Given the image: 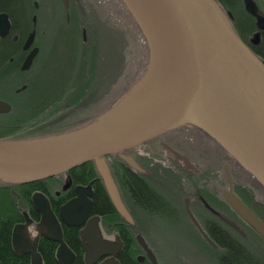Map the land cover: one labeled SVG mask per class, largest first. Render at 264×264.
<instances>
[{
    "label": "flooded vegetation",
    "instance_id": "1",
    "mask_svg": "<svg viewBox=\"0 0 264 264\" xmlns=\"http://www.w3.org/2000/svg\"><path fill=\"white\" fill-rule=\"evenodd\" d=\"M223 1L225 7H222L226 12L231 13V23L237 33L264 60V2L262 0ZM58 3L65 11L60 18L63 24L62 29H68L70 0L67 7L64 0H58ZM81 6V1L75 0V9ZM51 7H53L51 0H0V103L2 104L0 105V135H6V139L30 137L29 135L11 137L20 136L22 132L30 134L45 132L40 129L41 126L66 121L73 117L80 107L75 105L69 107L68 101H54L49 96L51 92L49 79L52 71L49 63L51 54L47 49L50 46V35L46 21L51 20L50 12H47V9ZM47 22L50 24V21ZM42 23H46L43 33L39 32ZM83 30L84 28L81 32L82 41H86ZM207 132L206 128L200 124L185 122L126 150L124 153L131 157L133 164L122 159L119 153H114L99 160L98 165L103 171H99L97 164L93 162L96 169L93 177H88L80 169L77 172L80 182L76 184L72 181L76 171L72 169L51 177L45 184L46 193L44 194L60 223L63 240L65 228L76 230L78 235L76 241L82 248L83 260L84 242L79 235V230L86 225L90 217L97 215L102 238L113 241L119 237L121 241L120 250L116 255L119 264H153L146 249L137 240V234L142 236L145 245L153 252L159 264H163L160 247H165L164 240L170 239L174 246V264H196L197 261L203 260L205 264H264V238L232 209L223 196V190L229 187L224 165H228L231 173L232 192L263 222L264 188L244 170L237 160H234L227 150L222 146L219 148L213 142L214 138ZM189 138L200 139L206 146L216 147V157L222 162L219 165L223 170L226 185L219 188L215 194L209 186L207 189L202 184L198 185V180H203L198 163L178 147L179 142ZM176 153L180 154L186 162L177 157ZM103 174L111 179L130 219H125L117 211L107 191ZM242 180L247 183H242ZM136 184L152 196L153 202L144 201L137 196L133 187ZM78 185L91 189L92 194L88 196L91 199V210L80 226H68L61 219L59 209L76 196L75 187ZM186 206L189 207L211 242L206 240L192 223ZM106 211L112 213L113 220L103 223ZM179 214L185 216L191 231L198 235L207 250L215 253V260L211 253L209 257H198L192 252V257L188 259L182 255L176 258L180 255L179 253L176 255V236L179 234L176 228H180ZM22 216L21 221L16 223H23L28 218L31 220L28 228L33 236L36 235L35 228L40 219L39 213L33 207L28 213L23 212ZM200 216L204 219L201 220ZM145 220L149 222L152 220L158 228L162 229L159 230L154 225L148 226ZM213 221L219 226L213 225ZM153 228L156 229L153 230ZM170 228L173 235L166 232ZM41 238L56 244L54 258L51 261L54 264H60L56 258L58 243L42 236L39 237L38 242ZM156 240L159 248L152 244V241ZM64 242L66 243L65 240ZM231 243L239 247L242 243H249L259 256L248 259L243 256V253L239 256L230 255L228 247ZM37 249L39 251L38 243ZM70 250L73 252L71 248ZM73 253L74 259L70 264L76 259V254ZM40 254L44 264L43 255L41 252Z\"/></svg>",
    "mask_w": 264,
    "mask_h": 264
},
{
    "label": "water",
    "instance_id": "2",
    "mask_svg": "<svg viewBox=\"0 0 264 264\" xmlns=\"http://www.w3.org/2000/svg\"><path fill=\"white\" fill-rule=\"evenodd\" d=\"M124 1L134 13L131 0ZM156 1L165 18L156 5L150 3V7L176 58L174 72L165 86L133 110L109 115L103 112L62 133L0 139L1 181L42 180L91 161L103 171L99 160L114 153L133 164L131 157L124 153L126 150L185 122L205 126L203 117L209 116L244 143L246 148H243L251 157L260 176L259 184L264 188V60L242 40L231 23V13L218 0ZM64 4L67 7L68 0ZM176 156L185 160L178 153ZM224 171L229 186L222 192L225 200L264 238V222L232 192L227 164ZM103 177L117 211L130 219L111 179L105 174ZM75 192L76 196L59 209L61 219L68 226H80L91 210L88 197L91 189L78 185ZM31 203L40 215L36 235L30 232L31 220L27 217L25 222L16 223L11 237L13 250L29 254L31 264H43L37 249L42 236L58 243L56 258L60 264H70L74 253L62 238L60 223L46 195L33 192ZM186 210L192 223L211 242L188 206ZM79 235L84 242L85 264H119L116 255L121 241L119 237L113 241L102 238L97 215L87 220ZM136 237L152 263L159 264L142 236Z\"/></svg>",
    "mask_w": 264,
    "mask_h": 264
},
{
    "label": "rangeland",
    "instance_id": "3",
    "mask_svg": "<svg viewBox=\"0 0 264 264\" xmlns=\"http://www.w3.org/2000/svg\"><path fill=\"white\" fill-rule=\"evenodd\" d=\"M51 1L53 7L47 9L51 15V20H47L50 24L46 21L50 35V46L47 49L51 54L49 63L52 71L49 96L54 101H68L69 107L71 103L80 107L73 117L50 126H41V130L52 132L59 130L58 127L81 125L104 111V114L109 115L133 110L160 91L171 78L176 63L175 53L173 54L171 43H167V37L157 23L150 0H131L135 8V19L127 14L126 9L129 8L123 5V0H80L82 6L77 10L75 0H70L68 29H62L60 21L61 14L65 13L63 6L59 5L58 0ZM90 21L86 27V23ZM44 24L39 28L41 33L45 30ZM85 27L86 31H83L86 41H82L81 32ZM72 86L77 89L69 95L67 92ZM203 118L205 126L200 125L214 138L213 142L219 148L222 146L227 150L247 173L260 182L251 157L236 142L232 133L218 120L209 116ZM27 135L29 133L22 132L20 136L11 137ZM190 138L179 142L178 147L198 163L201 178L203 177V180H198V184L207 189L209 186L215 194L226 185L223 170L219 166L220 158L216 157V147H208L200 139ZM0 139H6V135H0ZM158 195L164 198L161 194ZM199 218L204 219L202 216ZM152 220H145V223L162 229ZM178 225L180 228H176L179 233L176 236V255H180L176 258L182 255L188 259L192 257V253L198 257H209L211 252L198 235L191 231L189 222L182 214H179ZM166 232L173 235L171 228ZM171 240H164L165 247H160L157 240L152 241L154 247H160L163 264H174V246ZM241 247L251 258L259 256L249 243H242ZM213 255L215 260V253ZM196 264L205 263L203 260Z\"/></svg>",
    "mask_w": 264,
    "mask_h": 264
},
{
    "label": "trees",
    "instance_id": "4",
    "mask_svg": "<svg viewBox=\"0 0 264 264\" xmlns=\"http://www.w3.org/2000/svg\"><path fill=\"white\" fill-rule=\"evenodd\" d=\"M218 2L225 7V3L223 0H218ZM123 5L127 7V4L123 0ZM128 8V7H127ZM127 14L130 15L133 19H135L134 14L129 10H127ZM82 23V21H81ZM256 53V52H255ZM70 90L67 92L69 95H72L76 91V87L73 88L69 87ZM76 97V96H75ZM71 103L70 107L75 105V103L72 105ZM80 125H75L73 127H58L57 131L52 132H40V133H29L30 137H36V136H43V135H49V134H55V133H62L65 132L71 128L78 127ZM28 136V137H29ZM222 162H220L221 164ZM220 166V165H219ZM83 170L85 174L88 177H93L94 173H96V169L93 165V162H87L80 166H77L75 168H72V170L76 171V173L72 177L73 184H76L77 182H80V179H78L77 172L79 170ZM235 177H239L235 175ZM50 180V178L42 179V180H33V181H1L0 180V264H31L30 257L28 254H18L15 253L12 247V230L13 226L16 222L21 221L23 218V212L28 213L30 210L33 209L31 202H30V196L35 191H41L43 193L46 189V183ZM242 183H247L246 181L242 180ZM199 185V184H198ZM246 185V184H245ZM134 191L137 194L139 198H141L144 201L153 202V198L150 194H148L143 188H141L140 185L136 184L133 185ZM113 220L112 213L109 211H106L104 213L103 217V223H108ZM207 224V223H205ZM213 225L219 226V224L215 221H213ZM69 235V236H68ZM76 230L65 228L64 229V240L66 241L67 245L75 252L76 259L72 264H84L82 260L83 251L81 246L77 243ZM39 244V251L42 253L44 258V264H54L51 259L54 258V250L56 248V244L54 242L45 240L44 238H41L38 242ZM237 247V248H236ZM229 254L234 256H239L243 253V256L245 258L249 259V255L246 254L244 250H242L241 247H239L237 244L231 243V246L228 247Z\"/></svg>",
    "mask_w": 264,
    "mask_h": 264
},
{
    "label": "bare ground",
    "instance_id": "5",
    "mask_svg": "<svg viewBox=\"0 0 264 264\" xmlns=\"http://www.w3.org/2000/svg\"><path fill=\"white\" fill-rule=\"evenodd\" d=\"M150 3L153 5V6H157V9L159 10V12H160V14H161V16H164L163 15V11L161 10V7H160V5L158 4V2L156 1V0H150ZM164 18H165V16H164ZM91 23V21L90 22H87L86 23V27L87 26H89V24ZM167 24V23H166ZM167 25H169V24H167ZM86 27L84 28L85 29V31H86ZM208 110V109H207ZM206 110V111H207ZM210 112V110L208 111V113ZM236 139V142L243 148H246L245 147V145H244V143L243 142H241L237 137L235 138Z\"/></svg>",
    "mask_w": 264,
    "mask_h": 264
}]
</instances>
